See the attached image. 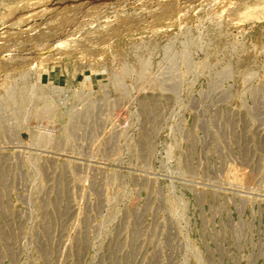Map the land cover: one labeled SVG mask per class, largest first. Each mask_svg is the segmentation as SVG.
<instances>
[{"label": "rangeland", "instance_id": "1", "mask_svg": "<svg viewBox=\"0 0 264 264\" xmlns=\"http://www.w3.org/2000/svg\"><path fill=\"white\" fill-rule=\"evenodd\" d=\"M0 264H264V0H0Z\"/></svg>", "mask_w": 264, "mask_h": 264}, {"label": "built area", "instance_id": "2", "mask_svg": "<svg viewBox=\"0 0 264 264\" xmlns=\"http://www.w3.org/2000/svg\"><path fill=\"white\" fill-rule=\"evenodd\" d=\"M20 150V149H19ZM21 151V150H20Z\"/></svg>", "mask_w": 264, "mask_h": 264}]
</instances>
